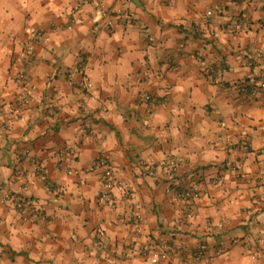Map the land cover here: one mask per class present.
<instances>
[{
  "label": "crops",
  "instance_id": "1",
  "mask_svg": "<svg viewBox=\"0 0 264 264\" xmlns=\"http://www.w3.org/2000/svg\"><path fill=\"white\" fill-rule=\"evenodd\" d=\"M102 1L0 0V264H264V0Z\"/></svg>",
  "mask_w": 264,
  "mask_h": 264
},
{
  "label": "built area",
  "instance_id": "2",
  "mask_svg": "<svg viewBox=\"0 0 264 264\" xmlns=\"http://www.w3.org/2000/svg\"><path fill=\"white\" fill-rule=\"evenodd\" d=\"M90 4L94 5L97 14H99L104 20L106 21V27L108 29H112L114 27V22L118 18L121 17L122 13L114 12L109 9L107 6L103 4L102 0H87ZM75 11L79 10V7H75ZM209 15H212L210 12ZM30 37L25 42V47L30 51L33 52L37 43L46 44L48 39L46 38L45 34L37 29H31L29 32ZM83 67H82V82L81 86L85 90H92L94 85L89 76V67L86 66V57H82ZM18 80L21 82L27 81V74L20 73L18 76ZM239 91L244 93L248 99H253L258 95L260 92H264V80L258 82L256 84V88L249 90L247 85H241L239 87ZM153 99L150 95H146L143 98V102L150 103ZM74 153V150H72ZM93 170L97 172H102V176L104 178V185L105 190L100 195V202L105 203L109 198V192L114 187V172L112 167L109 165L107 160L100 159L98 160L94 166ZM49 192L51 188L47 189ZM60 191V190H59ZM202 192L198 186H193L188 188L187 190L178 192L176 194L177 201H192L199 199ZM7 199L11 200L13 203L14 208L21 214L24 220H28L32 213L36 212V203L34 200L26 199V198H13V196H7ZM150 260L152 264H159L160 262H166L169 260V253L167 250L166 245H155L152 247L150 252ZM205 259V252L204 250H199L193 256V260L196 263H199ZM190 264V263H189Z\"/></svg>",
  "mask_w": 264,
  "mask_h": 264
},
{
  "label": "trees",
  "instance_id": "3",
  "mask_svg": "<svg viewBox=\"0 0 264 264\" xmlns=\"http://www.w3.org/2000/svg\"><path fill=\"white\" fill-rule=\"evenodd\" d=\"M262 80H264V78L261 79V80H259V81H254L253 84H246V85L248 86V89H249V90H252V89L256 88V84H257V82H260V81H262ZM242 85H245V84H242Z\"/></svg>",
  "mask_w": 264,
  "mask_h": 264
}]
</instances>
